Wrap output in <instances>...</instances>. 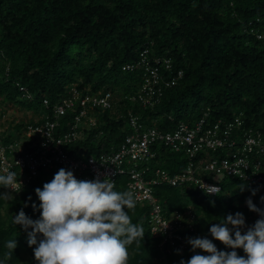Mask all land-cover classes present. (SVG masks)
Instances as JSON below:
<instances>
[{
  "label": "trees",
  "instance_id": "1",
  "mask_svg": "<svg viewBox=\"0 0 264 264\" xmlns=\"http://www.w3.org/2000/svg\"><path fill=\"white\" fill-rule=\"evenodd\" d=\"M263 31L264 0H0V105L11 103L41 113L74 84L112 92L118 99L115 109L99 115L98 127L73 145L84 154L116 148L130 132V109L142 122L166 130L182 120L198 118L204 108H210L215 119L242 114L247 125L264 129V39L256 36ZM144 49L149 60L170 58L174 70L184 71L152 108L125 98L144 81ZM125 64H133V70L123 69ZM44 98L49 99V107L43 105ZM23 124L6 126L2 134L8 138ZM159 149L162 167L173 174L183 170L182 154L163 146ZM54 175L42 173L22 191L8 193L11 200L0 191V260L8 252L5 242L14 238L17 242L5 264H36L35 246L29 247L28 232L13 218L21 210L33 220L40 218L35 190H42ZM126 184L127 177L121 175L114 190L126 191ZM157 188L170 210L192 204L199 235L212 240L219 251L232 249L211 237L212 222L239 212L250 223L249 198L264 210V188L248 187L238 180H224L223 190L214 196L179 186ZM129 215L132 223L142 225L145 235L129 246L128 264H180L195 254L175 251L164 256L148 228L147 207L136 204ZM236 251L244 255L242 249Z\"/></svg>",
  "mask_w": 264,
  "mask_h": 264
},
{
  "label": "built area",
  "instance_id": "2",
  "mask_svg": "<svg viewBox=\"0 0 264 264\" xmlns=\"http://www.w3.org/2000/svg\"><path fill=\"white\" fill-rule=\"evenodd\" d=\"M256 36L264 39V31L256 32ZM141 62L145 67L144 81L125 98L152 108L162 100L166 89L184 76V71L174 70L170 58L156 56L149 60L148 49L141 52ZM133 68V64L123 67ZM20 88L25 90L24 86ZM117 103L110 91L80 89L74 84L50 110L32 112V118L24 122L20 131L12 130L14 133L6 138L0 130V175L16 172L22 189L42 173L56 174L61 168L72 171L78 180L103 181L107 177L116 185L125 175L126 191L134 193L137 205L147 207L148 228L158 238L157 245L164 256L175 251L191 252L188 238L200 235L192 204L184 210H170L160 200L158 186H179L210 196L218 193L208 194L201 187L214 186L221 192L226 179L264 188V129L247 125L242 114L229 120L215 119L210 108H204L198 118L182 120L173 130H166L142 122L140 115L130 109V132L116 148L99 154L74 149L75 143L98 127V116L115 109ZM49 104V99L44 98L43 105ZM68 115L71 118L64 122ZM162 146L185 157L183 170L173 174L161 166L158 160ZM19 190L18 187L16 191ZM0 191L17 193L3 187Z\"/></svg>",
  "mask_w": 264,
  "mask_h": 264
},
{
  "label": "clouds",
  "instance_id": "3",
  "mask_svg": "<svg viewBox=\"0 0 264 264\" xmlns=\"http://www.w3.org/2000/svg\"><path fill=\"white\" fill-rule=\"evenodd\" d=\"M115 186L107 177L103 181L78 180L72 171L61 168L42 190L37 188L40 218L33 220L23 210L13 218L14 224L28 232L27 242L29 247L35 246L36 264H128L129 246L143 240L145 233L129 215L136 206L134 193L116 191ZM0 187L17 193L22 190L13 171L0 175ZM201 188L208 194L220 192L214 186ZM3 198L12 199L10 195ZM246 203L260 217L253 226L247 227L245 217L237 212L212 222L209 229L214 240L232 251H219L207 237L188 238L195 254L180 264H264V210L256 208L251 198ZM38 236L43 239L38 240ZM5 247L8 252L0 264L11 258L17 248L16 239L7 240ZM237 249H242L244 255H239Z\"/></svg>",
  "mask_w": 264,
  "mask_h": 264
},
{
  "label": "rangeland",
  "instance_id": "4",
  "mask_svg": "<svg viewBox=\"0 0 264 264\" xmlns=\"http://www.w3.org/2000/svg\"><path fill=\"white\" fill-rule=\"evenodd\" d=\"M202 107H203V104H200L198 108L201 109ZM32 112L38 113L37 111H34L33 109L31 111L30 110L27 111L24 108L19 107L18 105L15 106L14 104H11V103L0 105V130H4L6 126L8 128L9 125L12 126L18 121L26 122L30 120L33 115ZM50 181L51 180H46V183ZM5 195H10V194L5 193ZM7 200H10V199H7ZM259 218L260 217L256 212H252L250 215L251 222L248 223L245 221L246 226L247 227L253 226ZM204 236L205 235L203 234L198 237L204 238Z\"/></svg>",
  "mask_w": 264,
  "mask_h": 264
}]
</instances>
